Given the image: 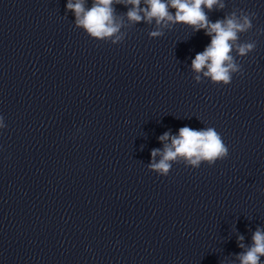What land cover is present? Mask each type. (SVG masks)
Here are the masks:
<instances>
[{"label": "clouds", "instance_id": "1", "mask_svg": "<svg viewBox=\"0 0 264 264\" xmlns=\"http://www.w3.org/2000/svg\"><path fill=\"white\" fill-rule=\"evenodd\" d=\"M146 7H141V0H92L90 8L85 7V0H67L66 12L75 16V26L83 29L89 37L117 44L124 39L121 32L122 25L117 23L114 4L129 5L126 12L128 21L133 24L142 20L151 23L155 20L157 26L168 27L171 24H184L194 32L203 30L210 37V43L202 52L195 55L191 68L197 75L194 80L202 82V76L213 84L228 86L232 82L233 74L241 72V66L236 62L233 52L244 57L255 48V42L239 43V34L249 31L253 25L251 16L243 10L225 15L223 19L212 22L208 12L225 8L223 0H143ZM174 9V14L169 9ZM143 15H142V14ZM164 33L160 30L149 33L150 38H158ZM3 117H0V128H4ZM164 143L163 149H153L152 162L147 166L152 172L160 176H167L173 161L183 160L186 166L199 168L201 163L215 165L218 160H224L229 155L220 134L212 127L193 129L189 126L181 127L178 135L165 132L158 138ZM161 156L159 162L156 157ZM243 236L237 238L238 247L246 249L236 254L240 264H262L264 256V229L257 227L252 234V243L246 246Z\"/></svg>", "mask_w": 264, "mask_h": 264}]
</instances>
